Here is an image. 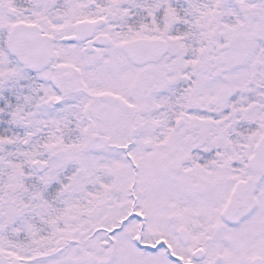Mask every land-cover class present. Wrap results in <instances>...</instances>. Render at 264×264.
<instances>
[{
	"label": "snow or ice",
	"instance_id": "1",
	"mask_svg": "<svg viewBox=\"0 0 264 264\" xmlns=\"http://www.w3.org/2000/svg\"><path fill=\"white\" fill-rule=\"evenodd\" d=\"M0 264H264V0H0Z\"/></svg>",
	"mask_w": 264,
	"mask_h": 264
}]
</instances>
